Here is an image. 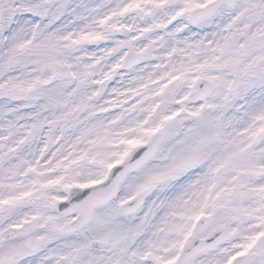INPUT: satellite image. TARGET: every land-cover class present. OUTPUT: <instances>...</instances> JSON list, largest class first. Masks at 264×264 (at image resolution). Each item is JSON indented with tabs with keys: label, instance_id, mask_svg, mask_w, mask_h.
Returning a JSON list of instances; mask_svg holds the SVG:
<instances>
[{
	"label": "snow or ice",
	"instance_id": "snow-or-ice-1",
	"mask_svg": "<svg viewBox=\"0 0 264 264\" xmlns=\"http://www.w3.org/2000/svg\"><path fill=\"white\" fill-rule=\"evenodd\" d=\"M0 264H264V0H0Z\"/></svg>",
	"mask_w": 264,
	"mask_h": 264
}]
</instances>
